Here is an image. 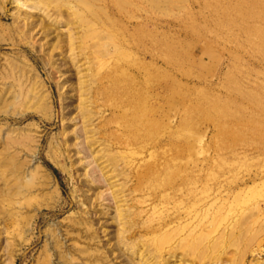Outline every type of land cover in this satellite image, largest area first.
I'll list each match as a JSON object with an SVG mask.
<instances>
[{
	"label": "rangeland",
	"instance_id": "1",
	"mask_svg": "<svg viewBox=\"0 0 264 264\" xmlns=\"http://www.w3.org/2000/svg\"><path fill=\"white\" fill-rule=\"evenodd\" d=\"M127 1L0 0V264H264V0Z\"/></svg>",
	"mask_w": 264,
	"mask_h": 264
},
{
	"label": "bare ground",
	"instance_id": "2",
	"mask_svg": "<svg viewBox=\"0 0 264 264\" xmlns=\"http://www.w3.org/2000/svg\"><path fill=\"white\" fill-rule=\"evenodd\" d=\"M59 1H61V0H59ZM97 1H101V0H74V1L65 0V2H61V4L68 5L73 10L75 15L78 17L80 25L82 26V28L85 29L84 34L81 37L79 36L81 41L84 43V44L82 43L84 46H85V44L86 45L88 44L89 39L87 37H89L90 35L96 34V32L99 30H108V31L111 30L115 21L111 17L112 13L110 12L108 7H109V5L111 6V4L113 6L114 5L118 6V5H120L122 0H104V3H105L104 7L96 5L95 2H97ZM125 1H127V0H125ZM127 2L130 3L129 1H127ZM127 2H126V4H128ZM132 4L130 3V5H132ZM43 5H45V4H43ZM96 7H98L101 11L94 9ZM118 9H120V6L118 7ZM77 38L78 37L74 36L72 33L69 36V44L73 46L75 44ZM91 46H93V47L98 46L100 49H102L100 51L101 52L100 55H102L104 57L103 53L107 50V49L105 50L106 43H94V44H91L90 47ZM103 48H104V50H103ZM121 54H122V52H121ZM105 55H106V53H105ZM103 57H99V58L103 59ZM102 64L103 63H101V65Z\"/></svg>",
	"mask_w": 264,
	"mask_h": 264
}]
</instances>
